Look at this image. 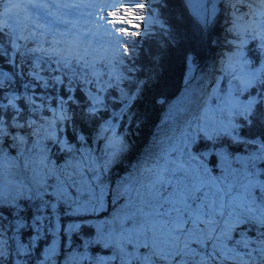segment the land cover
Returning a JSON list of instances; mask_svg holds the SVG:
<instances>
[{
    "label": "snow or ice",
    "instance_id": "6c2138e0",
    "mask_svg": "<svg viewBox=\"0 0 264 264\" xmlns=\"http://www.w3.org/2000/svg\"><path fill=\"white\" fill-rule=\"evenodd\" d=\"M162 3L0 0V264H52L55 239L42 259L37 242L58 235L69 244L84 226L94 233L64 264H264V140H241L231 119L252 123L264 104V95L234 96L264 88V63L256 68L244 54L253 42L264 61V0H185L201 32L218 5L227 12L234 51L210 93L186 92L170 108L169 131L133 171L109 177L128 146L112 119L95 117L110 89L120 92L123 116L147 87L132 75L137 46L154 29L162 49L174 39ZM13 84L23 91H8ZM89 123L95 135L84 134ZM224 136L253 150L221 151Z\"/></svg>",
    "mask_w": 264,
    "mask_h": 264
},
{
    "label": "trees",
    "instance_id": "16d2710c",
    "mask_svg": "<svg viewBox=\"0 0 264 264\" xmlns=\"http://www.w3.org/2000/svg\"><path fill=\"white\" fill-rule=\"evenodd\" d=\"M159 13L171 32V37L166 38L174 39H172L170 47L162 49L160 45L163 40L159 30L154 29L151 34L143 37L142 42L137 46L135 63L139 71L132 75L134 78L139 77L141 80L147 81V87L141 96L130 102L131 107L125 109L123 116H120L121 109L124 108L120 92L110 89L104 100L105 107L95 117L99 124H103L106 120L113 119L112 114L116 113L119 116V119H114L118 121L116 132L128 146L127 151L121 155L118 164L109 173L112 181H118L120 177L125 176L126 172H131L143 159L144 154L153 147V142L156 141L158 135V128L164 121L167 105L187 86L200 82L202 74L205 72V66L213 61L218 48L222 46V39L224 36H230L224 32L223 9L219 7L213 24L204 32H201L188 10L185 0H163ZM186 54H191V64L186 62ZM245 56L252 62L260 59L253 42H249L247 45ZM221 84L225 85L223 82ZM12 88H16L20 92L23 91L18 84H13L7 90L11 91ZM258 89L264 95V88L260 86ZM250 90L252 93L256 91L254 88H250ZM37 91L42 90L37 89ZM257 107L259 109L254 114L252 123H248L242 116H236L237 133L241 140H264V115H261L264 112V104H258ZM76 127L80 129L82 125L77 123ZM87 127L88 131H85L84 134L86 136L89 133L95 135L94 129L98 128V125L89 123ZM217 145H222L226 152L232 154L245 153V149L250 151L254 147L242 143L234 144L227 136L218 140ZM9 150L16 153L14 149L9 148ZM212 159L213 157H209V160ZM5 214L7 215V212ZM89 231L94 233V230L84 226L79 233L72 235L69 244L62 241L61 246L64 245L66 250L80 249L82 240L89 238ZM52 237L53 235H45L37 242L36 250L33 253L34 257L43 258L42 252L50 244ZM65 248L63 251H66ZM35 264H39V262L35 261Z\"/></svg>",
    "mask_w": 264,
    "mask_h": 264
},
{
    "label": "rangeland",
    "instance_id": "374dc122",
    "mask_svg": "<svg viewBox=\"0 0 264 264\" xmlns=\"http://www.w3.org/2000/svg\"><path fill=\"white\" fill-rule=\"evenodd\" d=\"M218 7H219V5H218ZM227 18H228L227 12H225L223 10V18H222V20L224 22V27L223 28H224V32L225 33H226V28H227V24H226ZM225 39H226V36H224V39H222L223 40V41H221L222 46H220L218 48V51H217L216 56L213 59V61L210 64H208V65L205 66V68H204V71L205 72H204V74H202V78L200 79V82L198 84H196V85L193 84V85L187 86L178 96H176L167 105V108H166V110L164 112V117H163V120L164 121H163V123L160 124V126L158 128V132H157L158 135L156 137V141H158L159 139L163 138L164 134L169 131V128H168V126L165 123V120H166V117H167V115L169 113V110H170V108L173 105L178 104L179 102H181V100L184 97V95H185L186 92H192L193 90H195L196 95H199V89L201 87H205V86L208 87L209 93L211 92V87L213 85L210 82L213 80L214 77H217L218 78L219 75H220V73L218 71H216V69H218L220 67V61H221V59L224 58V57H226V56H228V55H231L233 53V51H234V49L230 48V46L227 43H225ZM227 39H232V37L231 36H227ZM246 50H247V45L244 48V54H245ZM257 54H258V57H260V53H259L258 49H257ZM261 63H264V61H261V59H259L258 61H253L252 62V65L254 67H256V68H260L261 67ZM220 87L223 88V87H225V85L222 86V84H221ZM258 87H260V86L257 85V86L254 87V89H256V91L254 93H252V91L249 88L246 92H243V93H234V96H235L236 100H238L239 102H247V100L250 97H255V98H257L259 100L260 96H262L263 94H261V92H260L261 90L258 89ZM191 99L193 101H195L196 96L193 95L191 97ZM210 102H211L212 107H215L216 104L219 103V101L218 100H215V99H212ZM258 104L254 108V114L258 112V109H259V107H257ZM231 119H232L233 123L235 125H237L234 134L236 136H239L238 133H237L238 123H237V120H236V116L231 117ZM112 120H113V123L114 124H116V125L118 124V121H115L114 119H112ZM170 123L171 122L169 121L168 124H170ZM225 123H227V120H225ZM220 150L221 151H225L223 148H221ZM5 151L9 155H11V156H15L16 155V153H12L9 150V148H7V147L5 148ZM235 154H237V155H245V153H240V152L235 153ZM132 171H133V169H132ZM128 173L129 172H126L125 175H127ZM54 239H55V243H56V247H57V252H56V255L52 258V264H59V263L60 264H64V257H65L66 253L69 250H66L67 248H65L64 245L61 246V242L64 241V240H62V238L60 236H58V235H56L55 237L54 236L52 237V241L50 242V244L47 247H49V246H51L53 244ZM64 248H65L66 251H63Z\"/></svg>",
    "mask_w": 264,
    "mask_h": 264
},
{
    "label": "bare ground",
    "instance_id": "6f19581e",
    "mask_svg": "<svg viewBox=\"0 0 264 264\" xmlns=\"http://www.w3.org/2000/svg\"><path fill=\"white\" fill-rule=\"evenodd\" d=\"M107 11V10H106Z\"/></svg>",
    "mask_w": 264,
    "mask_h": 264
}]
</instances>
